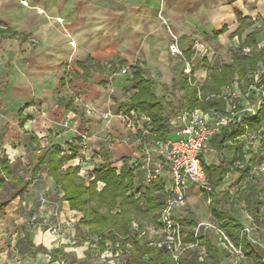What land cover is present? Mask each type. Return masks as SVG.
Masks as SVG:
<instances>
[{
    "label": "crops",
    "instance_id": "1",
    "mask_svg": "<svg viewBox=\"0 0 264 264\" xmlns=\"http://www.w3.org/2000/svg\"><path fill=\"white\" fill-rule=\"evenodd\" d=\"M171 32L192 61V82L201 86L206 83L211 66L230 64L236 55L255 49L264 59L261 42L264 0H0V109L14 116L17 126L36 146L37 155L54 144L66 149L68 141L73 140L79 151L68 164L80 166L83 176L106 163L118 170L122 166L130 168L133 161L146 155L148 147L154 161L163 162L165 158L157 147L167 138H177L174 120L180 111H172L184 93L173 88V84L180 75L186 76L184 62L169 50ZM250 35L255 36L253 46L247 43ZM195 37L208 44V57L202 58L192 49ZM232 49L235 53L229 62L216 64L219 52ZM134 64L152 81L155 95L165 106L170 131L163 140L150 137L154 136L151 120L143 112L132 110L141 119L131 130L116 115L124 111L122 104L136 91L133 72L121 73L123 67ZM262 64L264 61L259 63ZM88 107L113 114L104 118L88 113ZM262 134L264 127L246 132L226 142L222 149L210 142L209 150L217 153L216 159L211 160L212 151L209 154L207 151L203 158L208 164H226L228 172L222 184L210 192L191 186L187 195L189 204L202 201L209 204L213 218L209 223L221 228L241 254L227 245L221 233L206 226L207 222L197 221V210L185 209L187 203L177 211L183 220L184 234L188 231L195 234L201 224L199 236L210 239L218 247L220 257L221 250L228 248L234 254L232 260L238 264H243L246 258L252 259L230 236V222L219 221L213 208L217 205L219 211L239 220L249 239L264 248ZM45 139L47 142L43 144ZM252 157L255 164L244 175V164ZM39 175L40 172L36 177L31 176L28 184L36 182ZM141 176L142 170L137 168L136 178ZM161 178L164 186H169L167 164ZM50 189L63 196L47 174L46 194ZM63 201L72 212L68 202ZM189 218L195 222L194 226L187 223ZM10 220L6 215L0 223L2 264H14L9 257L12 248L6 243L9 234L1 227L3 222L11 226ZM28 231H21L19 236H14V241L26 238L38 246L32 255L38 259L36 264H45L43 250L53 258L54 234L44 236L42 231ZM211 232L219 240L211 239ZM184 245L187 248L196 244ZM207 254L206 245L201 243L200 260ZM221 264H225L222 257Z\"/></svg>",
    "mask_w": 264,
    "mask_h": 264
},
{
    "label": "trees",
    "instance_id": "2",
    "mask_svg": "<svg viewBox=\"0 0 264 264\" xmlns=\"http://www.w3.org/2000/svg\"><path fill=\"white\" fill-rule=\"evenodd\" d=\"M254 41L255 36L250 35L247 43L253 46ZM261 61H264L263 55L255 49L247 54L236 55L230 64L211 66L207 81L201 86H193L188 77L180 75L173 84V88L184 92L179 111L184 108H203L207 111L215 108L224 112L226 101L213 94L219 93L221 88L230 84L235 77L247 78L248 73L254 70ZM132 72L136 91L129 100L122 104V107L127 112L135 110L146 114L151 120V129L154 134L150 137L154 140H163L170 131L165 106L155 95L152 81L144 77L138 64L132 66ZM261 127H264V97L262 106L253 119L245 117L240 122L223 126L210 142L222 149L226 142L233 141L246 132L257 131ZM67 146L69 147L68 152H65L61 144H54L43 149L37 155L31 176L36 177L43 166L47 167L48 175L54 179L58 189L63 192L62 198L68 202L71 210L83 213L82 223L88 227L89 233L100 238L102 248H105L106 241L113 239L115 235L120 238L123 248L126 249L130 245L127 249L131 250V255L138 261V264H221L218 247L203 235L196 237L189 231L183 235L184 243L196 245L187 247L178 261L173 258L170 251L145 240L141 230L146 223L157 224L164 205L166 192L161 177L148 186L140 185L136 180V168L122 166L118 170L110 163L103 164L87 176H83L80 174V166L68 164L77 157L79 147L73 141ZM241 160L244 162L242 156ZM202 163L213 190L222 184L223 177L228 172L227 166L223 163L208 164L204 158ZM254 164L255 157L244 164L246 166L244 175L249 174ZM0 173L4 175L0 178L1 191L7 186V182L14 179L7 160H0ZM15 180V185L19 188L10 196V199L0 203V212L5 209L9 200L20 195L29 183L22 179ZM100 182L104 184L102 187L99 186ZM213 214L219 221L228 220L230 222V236L242 247L244 253L252 259L254 264H264V248L249 239L239 220L227 212L219 211L217 205H214ZM187 223L191 226L195 225L192 218H189ZM201 243L206 245L208 253L207 257L202 260L199 258ZM57 252V250L52 251L55 259L58 256ZM144 256L148 257L146 262L143 261Z\"/></svg>",
    "mask_w": 264,
    "mask_h": 264
},
{
    "label": "rangeland",
    "instance_id": "3",
    "mask_svg": "<svg viewBox=\"0 0 264 264\" xmlns=\"http://www.w3.org/2000/svg\"><path fill=\"white\" fill-rule=\"evenodd\" d=\"M261 42H263L262 50H264V33ZM234 53L233 49L223 53L219 52L215 61L216 64L229 62ZM181 98L180 95L178 107H175L172 112L175 113L181 109ZM45 142H47L46 139L43 144ZM36 149L30 138L17 126L14 116L4 112V109H0V160H7L9 169L14 176V179L7 182V186L0 191V203L10 199V196L18 190L19 187L15 185V179L32 181V167L37 159ZM211 151L208 149V154ZM212 154L211 160L216 159L217 153L212 151ZM47 174L46 167H43L37 181L28 184L21 197L9 200L8 207L0 212V223L6 215L11 217L12 225L9 226L10 224L7 225L3 222L1 227L5 233L9 234L6 237V243L12 248L9 257L12 258L14 264L38 263V259L32 255L38 246L30 244L26 238L23 241H14V236H19L20 232L24 230L29 232V229L34 232L42 231L44 236L47 233L54 234V250L58 251V256L53 260L51 254L46 253L47 250H43V262L45 261V264H60L59 261L61 264H138V261L131 255V250L127 249L130 245L126 249L123 248L120 238L114 235L113 239L106 241L105 248H102L100 238L89 233L88 227L82 223V212L68 211L67 205L58 191L54 193V189H50V193L46 194ZM83 174L87 176V173ZM3 176V173H0V178ZM99 186L102 187L103 185L99 183ZM204 197L205 195L203 199ZM222 201L225 203L224 198ZM208 207L209 204L202 201L200 204L187 203L184 208L189 211L197 210L199 215L195 216L196 220L208 224L213 219ZM149 225L146 223L141 233H143L145 240L156 245L162 236H156L149 232L147 229ZM209 237L218 239L214 232H211ZM233 255L228 248L221 250V257L225 264H238L232 260ZM147 258L144 256L143 261L146 262ZM0 264L2 263L0 262ZM243 264L253 263L249 258H246L243 260Z\"/></svg>",
    "mask_w": 264,
    "mask_h": 264
},
{
    "label": "built area",
    "instance_id": "4",
    "mask_svg": "<svg viewBox=\"0 0 264 264\" xmlns=\"http://www.w3.org/2000/svg\"><path fill=\"white\" fill-rule=\"evenodd\" d=\"M171 35L170 52L184 62L183 71L185 75L192 85L197 86L191 80L193 76L192 61L187 56L186 51L181 48L177 36L172 32ZM192 49L202 58L208 57L210 54L208 44L200 37L193 39ZM131 72V66L121 69V73ZM263 77L264 64L249 72L247 78L235 77L219 93L213 94V96L226 101L224 112H217L214 108L208 111L203 108L182 109L174 120L177 138H167L157 147L165 161L155 162L148 147L146 155L142 159L133 161L130 167L141 168L142 176L137 177L136 180L141 185L148 186L163 175L165 165H168L170 184L169 186L165 185L164 205L160 211L157 224H150L147 229L156 236H162L156 246L170 251L176 261L179 260L186 248L183 241L184 224L177 211L186 205L188 190L191 186H197L206 192L212 190L202 163L204 154L209 149L210 141L223 126L240 122L245 117L251 120L258 114L264 97ZM87 112L104 118H109L113 114L111 111L99 112L94 107H88ZM212 112L217 113V115L210 116ZM116 115L130 130L137 127L138 121L141 119L139 114L133 111H121ZM83 137L85 138V136ZM262 138L264 139V134H262ZM72 141L70 140L68 143ZM67 147L65 152L69 151ZM207 225L221 233L227 245L235 253L241 254V250L230 242L221 228L210 223ZM134 226L137 227V224L134 223ZM200 228L201 224L195 229L196 237L199 236ZM58 263L61 264L60 261Z\"/></svg>",
    "mask_w": 264,
    "mask_h": 264
}]
</instances>
